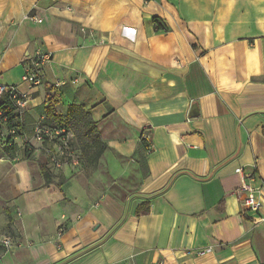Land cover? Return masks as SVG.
I'll return each mask as SVG.
<instances>
[{
    "label": "crops",
    "instance_id": "crops-1",
    "mask_svg": "<svg viewBox=\"0 0 264 264\" xmlns=\"http://www.w3.org/2000/svg\"><path fill=\"white\" fill-rule=\"evenodd\" d=\"M40 52L54 59L36 86ZM0 82L29 100L0 140V235L16 242L0 264H264V207L242 212L235 172L257 164L264 199V0H0ZM50 103L90 115L116 177L130 159L126 203L95 206L69 176L90 165L76 136L78 167L27 151Z\"/></svg>",
    "mask_w": 264,
    "mask_h": 264
},
{
    "label": "built area",
    "instance_id": "built-area-1",
    "mask_svg": "<svg viewBox=\"0 0 264 264\" xmlns=\"http://www.w3.org/2000/svg\"><path fill=\"white\" fill-rule=\"evenodd\" d=\"M37 21L41 22V20ZM53 59V52L38 53L26 64L24 80L36 86L40 85L42 83L41 73L43 67ZM4 100L9 101L12 111L10 115L4 109H0V140H4L8 145H13L22 134L23 114L29 105V100L19 93L16 86H9L0 82V103ZM12 116H14L13 122L11 120ZM73 139L74 133L66 127L39 124L34 129L27 145L28 149L32 151L33 143H38L40 150L45 153L52 168L61 170L66 167H78L82 162L81 155L73 146ZM235 172L241 177V185L237 192L240 195L242 212H261L264 207V199L262 189L257 185V164L252 166V172H247L244 167H238ZM67 225V221L59 225L58 237L64 234ZM15 243L11 236L0 235V247L11 250L16 246ZM211 250L200 251L197 255L203 256ZM159 264H163V261H160Z\"/></svg>",
    "mask_w": 264,
    "mask_h": 264
},
{
    "label": "rangeland",
    "instance_id": "rangeland-1",
    "mask_svg": "<svg viewBox=\"0 0 264 264\" xmlns=\"http://www.w3.org/2000/svg\"><path fill=\"white\" fill-rule=\"evenodd\" d=\"M100 142L102 143V140ZM92 147L93 150L91 152L100 148V146L94 143ZM125 161L123 165L126 173L124 178L116 177L117 166L115 164L108 163L104 165L100 164L99 160L89 166L84 164L79 172L69 174V176L79 178L81 186L92 194L95 206H97V203L101 204L104 200H112L124 204L134 194L131 189L138 185L136 167L132 166L130 159H126Z\"/></svg>",
    "mask_w": 264,
    "mask_h": 264
},
{
    "label": "trees",
    "instance_id": "trees-1",
    "mask_svg": "<svg viewBox=\"0 0 264 264\" xmlns=\"http://www.w3.org/2000/svg\"><path fill=\"white\" fill-rule=\"evenodd\" d=\"M4 109L5 111L10 113L12 111V107L8 100H4L0 103V109ZM47 117L54 123V126L58 125L60 127H66L74 133L76 136L77 143L82 151V156L86 159L87 163L93 164L99 160L105 151V146L100 142V135L98 132L97 124L92 120L90 115L84 111L81 106H70L68 110V114L66 116H60L53 103H50L47 108ZM12 122L14 121V116L11 117ZM93 143L97 146H100L96 151L91 152L93 150ZM27 151L28 146L26 147ZM6 153L9 156H13L12 150H14L13 146L6 147ZM90 155V157H89ZM81 156V161L83 157ZM42 174L45 178L46 185L54 184V175L47 168L46 165H40Z\"/></svg>",
    "mask_w": 264,
    "mask_h": 264
}]
</instances>
